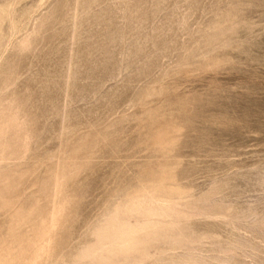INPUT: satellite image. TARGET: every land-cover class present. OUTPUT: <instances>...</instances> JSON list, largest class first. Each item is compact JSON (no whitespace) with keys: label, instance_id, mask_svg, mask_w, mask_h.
<instances>
[{"label":"rangeland","instance_id":"1","mask_svg":"<svg viewBox=\"0 0 264 264\" xmlns=\"http://www.w3.org/2000/svg\"><path fill=\"white\" fill-rule=\"evenodd\" d=\"M0 264H264V0H0Z\"/></svg>","mask_w":264,"mask_h":264}]
</instances>
